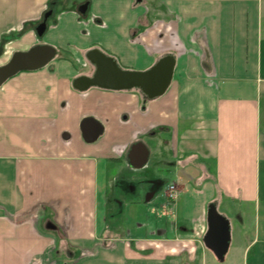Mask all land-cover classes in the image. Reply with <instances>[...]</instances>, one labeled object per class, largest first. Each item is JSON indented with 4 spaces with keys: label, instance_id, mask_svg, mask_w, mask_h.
<instances>
[{
    "label": "crops",
    "instance_id": "obj_1",
    "mask_svg": "<svg viewBox=\"0 0 264 264\" xmlns=\"http://www.w3.org/2000/svg\"><path fill=\"white\" fill-rule=\"evenodd\" d=\"M50 1L0 0V66L43 42L32 26ZM81 1L91 2L88 19L74 10ZM57 2L70 8L46 43L79 63L98 44L137 70L173 55L175 74L147 103L136 90H76L74 80L94 69L65 59L0 86V264L47 263L56 247L80 255L67 264H209L200 241L211 203L236 218L233 261L249 264L260 246L252 264H264V0H158L155 21L136 0ZM86 118L104 127L94 143L82 135ZM168 135L171 154L155 159L148 141ZM138 142L150 151L139 169L128 158ZM152 161L156 192L155 168L134 178ZM169 176L178 197L168 188L155 208ZM136 198L146 207L131 214Z\"/></svg>",
    "mask_w": 264,
    "mask_h": 264
},
{
    "label": "water",
    "instance_id": "obj_2",
    "mask_svg": "<svg viewBox=\"0 0 264 264\" xmlns=\"http://www.w3.org/2000/svg\"><path fill=\"white\" fill-rule=\"evenodd\" d=\"M142 1L138 0V2ZM87 9L88 5H85L79 11L85 14ZM47 20L46 18L36 28L39 37L44 36L48 29ZM57 53V48L49 44H38L27 51L15 52L7 64L0 66V86L20 72L36 71L48 66L56 58ZM86 58L95 66V72L92 76L77 77L73 82L76 90L86 92L91 88L111 91L140 89L151 101L166 94L172 84L177 63L175 56L167 55L151 68L141 71L122 69L113 57L99 49L88 51ZM81 131L87 143H94L103 134L104 127L95 118H86L81 123ZM149 157L150 151L143 142L132 145L128 155L131 166L137 169L143 168ZM207 223L208 229L203 238L204 245L219 262H224L232 242L230 220L219 212L215 203H211L207 211ZM47 228L54 231L57 226L50 222Z\"/></svg>",
    "mask_w": 264,
    "mask_h": 264
},
{
    "label": "rangeland",
    "instance_id": "obj_3",
    "mask_svg": "<svg viewBox=\"0 0 264 264\" xmlns=\"http://www.w3.org/2000/svg\"><path fill=\"white\" fill-rule=\"evenodd\" d=\"M147 5L149 6V11L151 10L150 8H154V7H155V10H156L157 6L159 5L158 4V0H147ZM94 34H100V33L94 31ZM42 41L44 42V43L42 42L43 44H48V43H46L44 41V38H42ZM49 45H51V44H49ZM52 46H54V45H52ZM30 48H32V47H30ZM57 49H59V48H57ZM65 52H67V51H63L62 49H60L59 52H58L57 58L55 60H53L51 63L60 60V57H63L65 55ZM81 57H83V59L80 60V63H79L74 56H71L72 60L74 61L75 66H77V67L80 66L84 70L90 69L91 65L89 64L88 60L86 59L85 54L81 55ZM84 65H86V66H84ZM170 137L171 136H169V135L168 136H164V137L163 136L157 137L156 138L157 144L153 143L150 140L148 141L149 142V146L151 147V149L153 151V156H155V159H156L157 156H159L161 154L166 155V156H169L171 154V145H170L171 142L169 143V141L171 140ZM153 161L150 163L151 169H148L145 172L135 173L134 178H136V180H138V182L144 180L142 178H148L149 176H151L154 173L153 170L155 168V183H156V180L158 179L157 175H156L157 163H156V161H155V163ZM185 179L187 181L189 178L185 177ZM174 180L177 181V179L174 178V176H172V177L169 176V177L165 178L164 180H162V181H164V183L160 186V192L157 193V194L155 193V200H154L155 208L158 207V209H161L160 207H162L167 202V198L165 196V192H166V190H168V188L170 187L171 183ZM177 183L180 184V182H177ZM112 191H113V189H109L108 190V194L110 195ZM156 191H157V188L155 189V192ZM135 200H136V202H133L131 204V211H132L131 214H138V213L142 212L143 209H145V207H146V205L143 202H140V200L138 198H136ZM219 212L221 214H223V211L221 209L219 210ZM131 216L136 221V219H137L136 215H131ZM224 216H226V215H224ZM226 217L230 220V222L232 220L231 224H233V227L237 226L235 217L228 216V215ZM139 218L140 219H145V215H141ZM138 221H140V220H138ZM200 242H199L200 246H204L205 247L203 239H201ZM61 248H60L62 250L61 252H59V250H60L59 247H56V249L55 248L51 249L50 252H49V255H48V262L47 263H43V264H67L66 263L67 261L73 262L74 260L78 259L79 256H80V255H78L77 252H75L74 249L66 248V247L65 248L61 247ZM208 253H209V255H211V259H212V260L208 261L209 264H237V263H235L233 261V260H235V258H237V255H238L237 254L238 251L236 249V246H233L229 250V253L227 254V257H226L224 262H219L218 259L215 257V255L212 252L208 251ZM82 256H84V255L82 254ZM72 257H74V258H72ZM260 257H262V248L260 246H257L256 248H253V250H252V252L250 254V262H249V264H252V262H254L255 260L258 261L260 259ZM198 262L192 263V264H200V262L199 263ZM34 264H42V263L35 262ZM180 264H184V263H180Z\"/></svg>",
    "mask_w": 264,
    "mask_h": 264
},
{
    "label": "flooded vegetation",
    "instance_id": "obj_4",
    "mask_svg": "<svg viewBox=\"0 0 264 264\" xmlns=\"http://www.w3.org/2000/svg\"><path fill=\"white\" fill-rule=\"evenodd\" d=\"M66 2V1H65ZM73 2H67V4H69V5H72L73 6V4H72ZM136 4H137V6L138 5H143V4H147V0H143L142 2H138V0H136ZM85 5H88V9H87V12L85 13V14H82V13H80V8H83ZM147 7H148V19H155V7L154 8H150L151 10L149 11V6L147 5ZM61 8H70L69 6H63V5H58V3H56V4H54V5H51V6H48V8L46 9V11H45V13L43 14V16H42V18H41V20L38 22V24H37V26L40 24V23H42V22H44V20L47 18L48 20H47V25H48V28H49V21H51V20H53V19H58L57 17L58 16H56L57 15V13H58V11L61 9ZM91 2L90 1H81V2H78L77 4H76V6H75V3H74V10H76V12L79 14V16L80 17H82L83 19H88V18H90L91 17ZM48 14H49V16H48ZM37 26H36V28H37ZM47 31H48V29H47ZM47 31H46V33H47ZM45 33V34H46ZM44 34V35H45ZM42 38H43V36L42 37H40V40H42ZM39 44H43V43H39ZM93 46H100V47H102L101 45H98V44H94ZM105 51H107V52H109L107 49H105L104 47H102ZM94 49H98V48H94ZM90 50H92V49H90ZM89 50V51H90ZM100 50V49H99ZM101 51V50H100ZM88 52V51H87ZM87 52H85L84 54H85V57H86V54H87ZM103 52V51H102ZM104 53V52H103ZM109 53H111V52H109ZM106 54V53H105ZM112 54V53H111ZM107 55V54H106ZM112 55H114V54H112ZM57 56H58V53H57ZM57 56H56V58H57ZM109 56V55H108ZM116 56V55H115ZM111 57V56H110ZM55 58V59H56ZM119 58V57H118ZM54 59V60H55ZM87 59V58H86ZM88 60V59H87ZM119 60H120V58H119ZM116 61V60H115ZM89 62V61H88ZM117 62V61H116ZM121 62V61H120ZM89 64L91 65V67L94 69L93 70V73L91 74V75H87V76H92L93 74H94V72H95V66L93 65V64H91L90 62H89ZM122 64V63H121ZM155 64V63H154ZM153 64V65H154ZM50 65V64H49ZM123 65V64H122ZM152 65V66H153ZM124 67H126V68H128V69H125V70H137V69H134V68H132V67H127V66H125V65H123ZM151 66V67H152ZM47 67V66H46ZM151 67H149V68H151ZM148 68V69H149ZM142 71V70H141ZM80 76H82V75H80ZM79 77V76H78ZM136 90V89H135ZM111 91V90H110ZM137 91V90H136ZM140 93V92H139ZM151 101V100H150ZM155 189L157 188V184L155 183Z\"/></svg>",
    "mask_w": 264,
    "mask_h": 264
},
{
    "label": "trees",
    "instance_id": "obj_5",
    "mask_svg": "<svg viewBox=\"0 0 264 264\" xmlns=\"http://www.w3.org/2000/svg\"><path fill=\"white\" fill-rule=\"evenodd\" d=\"M56 3H58L57 2V0H51L50 2H49V6H51V5H54V4H56ZM64 10H66V8H61L59 11H58V13H57V15L56 16H58L59 15V12H62V11H64ZM55 19H53V20H51V21H49V27H50V25H52L53 24V22H55L54 21ZM151 21H155V19H151ZM36 26L37 25H33L32 27L34 28V30H36ZM4 42L6 41V40H3ZM4 42L1 44V46H0V55H1V53L3 52V47H4ZM94 48H98V49H100L101 51H103L104 53H106L107 55H109V56H111V57H113L116 61H117V63H118V65L122 68V69H128V68H126V67H124L122 64H121V62H120V60H119V58L117 57V56H115V55H112L111 53H109V52H107V51H105L102 47H100V46H93L91 49H94ZM58 50V52H59V50L60 49H57ZM64 51V50H63ZM89 51V50H88ZM87 52V51H86ZM69 53V54H68ZM65 52V55L63 56V57H60V59H65V60H68V61H71V62H73L74 63V61L72 60V58H71V56H72V54L70 53V52ZM162 58V57H161ZM161 58H159V60L161 59ZM138 92H140V94L142 95V97H143V100H144V102L145 103H147V102H149L150 100L142 93V91L140 90V89H136ZM68 248H70V247H68ZM60 249V248H59ZM62 249V248H61ZM59 250V252H61L62 250ZM71 255V254H70ZM72 258H74V257H72Z\"/></svg>",
    "mask_w": 264,
    "mask_h": 264
},
{
    "label": "built area",
    "instance_id": "obj_6",
    "mask_svg": "<svg viewBox=\"0 0 264 264\" xmlns=\"http://www.w3.org/2000/svg\"><path fill=\"white\" fill-rule=\"evenodd\" d=\"M177 197H178V194H177V191H176V187L174 185H171L169 187V191H168V198L171 201H176Z\"/></svg>",
    "mask_w": 264,
    "mask_h": 264
}]
</instances>
